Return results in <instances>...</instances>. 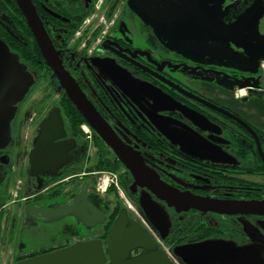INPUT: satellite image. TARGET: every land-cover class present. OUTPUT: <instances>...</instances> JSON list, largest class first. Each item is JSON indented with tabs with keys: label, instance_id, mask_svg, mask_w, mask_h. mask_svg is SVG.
<instances>
[{
	"label": "flooded vegetation",
	"instance_id": "af4514ba",
	"mask_svg": "<svg viewBox=\"0 0 264 264\" xmlns=\"http://www.w3.org/2000/svg\"><path fill=\"white\" fill-rule=\"evenodd\" d=\"M25 1L64 71L160 182L211 199L264 198V0ZM0 40L17 55L18 83L27 86L11 105L9 134L0 143V264L88 240L101 241L105 251L107 231L122 209L150 233L119 197L105 201L96 186L104 168L115 170L125 199L158 235L157 248L177 264L235 258L238 248L213 238H243L264 216L168 207L139 185L141 177L137 182L87 122L90 135L84 123L76 130L81 113L47 65L16 0H0ZM50 112L62 125L55 115L46 131ZM81 193L105 215L102 223L88 228L74 215L43 216ZM142 197L162 213L161 232L144 215ZM213 216L232 220L217 224ZM199 245L211 247L201 261L174 254L175 247Z\"/></svg>",
	"mask_w": 264,
	"mask_h": 264
},
{
	"label": "water",
	"instance_id": "95a60500",
	"mask_svg": "<svg viewBox=\"0 0 264 264\" xmlns=\"http://www.w3.org/2000/svg\"><path fill=\"white\" fill-rule=\"evenodd\" d=\"M16 2L23 8L25 15L28 17L30 28L47 65L52 68L73 105L90 127L115 151L121 162L131 169L135 180L138 182L141 177V184L139 185L146 187L151 193L164 201L168 207L174 208L177 212L196 210L225 215L264 216V198L240 201L211 199L193 195L189 191L180 192L160 182L158 176L144 166L141 157L132 155L130 149H126L116 139L114 133L86 99L77 84L64 71L39 20L36 19L26 1L16 0ZM12 54L0 40V143L4 142L9 134L11 105L27 89V86L24 85L22 88L18 83L21 69ZM55 115L59 119V124L62 125L59 114L55 112ZM55 115L50 112L44 119L43 127L48 126L46 131H51V123ZM50 147L52 146H47V149ZM140 207L153 227L161 232L165 227V219L156 205L142 197ZM64 215H74L79 221L85 223L88 228L102 223L105 218V215L87 201L82 193L71 205L43 214L48 220L61 218ZM207 246H178L175 247L174 254L186 262L201 261L202 258L210 256L211 247ZM136 250H142V252L132 255ZM236 253L238 254L235 257H238L239 252L235 251ZM105 261H108L109 264H174L164 251L157 248L148 232L137 222L128 218L125 209L119 211L107 231L105 251L102 248L101 241L88 240L62 250L24 259L15 264H104Z\"/></svg>",
	"mask_w": 264,
	"mask_h": 264
},
{
	"label": "rangeland",
	"instance_id": "374dc122",
	"mask_svg": "<svg viewBox=\"0 0 264 264\" xmlns=\"http://www.w3.org/2000/svg\"><path fill=\"white\" fill-rule=\"evenodd\" d=\"M12 57L14 58L15 62H17L18 60L17 55L13 53ZM104 173H106L107 176H110L111 173L113 175H116V173L111 170H107ZM99 175L101 176V174ZM109 189L116 190L115 187L109 186L106 189V191L103 192V194H106L109 191ZM120 190L124 192V190L122 189ZM115 193L117 197H119L121 201L123 202L122 204L126 206L125 205L126 200H125L124 193H117V192ZM129 204L132 206V208H134V210L137 211V208L133 206V204L131 203ZM169 213H172V212L169 210H165V214L168 215ZM213 220L217 224L226 225L229 221L232 220V218L213 216ZM245 231H246V235L243 238H240L236 235H230V234H225L224 236L213 238V240L215 241L227 242V243H230V245H232L234 248H238L239 256L235 257L234 259L229 258L222 262H211L208 264H231V263L260 264V263H264V219L253 221L252 227L249 226V228ZM237 254L238 253H236L235 255Z\"/></svg>",
	"mask_w": 264,
	"mask_h": 264
},
{
	"label": "built area",
	"instance_id": "2783aa9c",
	"mask_svg": "<svg viewBox=\"0 0 264 264\" xmlns=\"http://www.w3.org/2000/svg\"><path fill=\"white\" fill-rule=\"evenodd\" d=\"M81 129L83 130L84 134H86V136L90 135V130L87 125L85 124L81 125ZM110 176H107L106 173L104 172L101 173V176L98 178L97 181V189L100 192H104L109 186H113L117 189L118 193H122V191L120 190L121 188L118 185L116 175H113L111 173ZM126 204L130 209H132V211L137 215V217L146 225L147 229L151 231V229L148 227L147 223L145 222L144 218L136 210H134V208H132V206L129 204L127 200H126ZM151 233L157 239L156 234H154L152 231Z\"/></svg>",
	"mask_w": 264,
	"mask_h": 264
},
{
	"label": "trees",
	"instance_id": "16d2710c",
	"mask_svg": "<svg viewBox=\"0 0 264 264\" xmlns=\"http://www.w3.org/2000/svg\"><path fill=\"white\" fill-rule=\"evenodd\" d=\"M71 107H72V109H74V107L72 106V105H70ZM78 116H80V120L76 123V126H75V128H76V130H78L79 132H80V130H79V127H78V125L80 124V123H84L86 120L84 119V118H82L81 117V115H79L78 114ZM104 170H111V171H115L114 169H112V168H104ZM116 191L114 190V189H109V191L106 193L107 195H105V201H107V202H110V199H115V198H117V195H116V193H115ZM111 193H112V195H111ZM118 213V209H115V211L111 214L112 216H111V219H113L115 216H116V214ZM111 223V221L109 222V224ZM108 224V225H109Z\"/></svg>",
	"mask_w": 264,
	"mask_h": 264
}]
</instances>
